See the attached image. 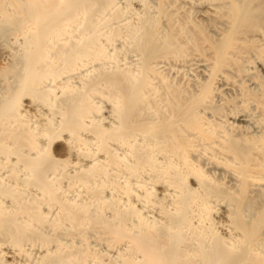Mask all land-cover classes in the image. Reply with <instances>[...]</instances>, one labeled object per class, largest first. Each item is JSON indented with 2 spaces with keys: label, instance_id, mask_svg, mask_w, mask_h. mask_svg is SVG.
Listing matches in <instances>:
<instances>
[{
  "label": "bare ground",
  "instance_id": "1",
  "mask_svg": "<svg viewBox=\"0 0 264 264\" xmlns=\"http://www.w3.org/2000/svg\"><path fill=\"white\" fill-rule=\"evenodd\" d=\"M0 264H264V0H0Z\"/></svg>",
  "mask_w": 264,
  "mask_h": 264
}]
</instances>
